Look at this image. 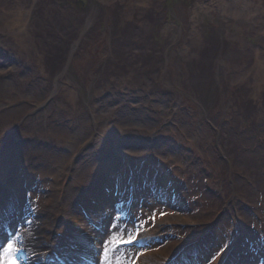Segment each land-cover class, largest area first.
I'll return each instance as SVG.
<instances>
[{
    "label": "rangeland",
    "instance_id": "rangeland-1",
    "mask_svg": "<svg viewBox=\"0 0 264 264\" xmlns=\"http://www.w3.org/2000/svg\"><path fill=\"white\" fill-rule=\"evenodd\" d=\"M2 170L0 264H264V0H0Z\"/></svg>",
    "mask_w": 264,
    "mask_h": 264
},
{
    "label": "bare ground",
    "instance_id": "bare-ground-1",
    "mask_svg": "<svg viewBox=\"0 0 264 264\" xmlns=\"http://www.w3.org/2000/svg\"><path fill=\"white\" fill-rule=\"evenodd\" d=\"M12 111V110H11ZM3 114H5V113H3ZM2 116V115H1ZM78 122V121H77ZM23 190H25V189H23ZM21 196H22V198L24 199L25 197H26V195L25 194H21ZM30 196H32V195H30ZM32 199V198H31ZM31 199H28V203L31 201ZM28 203H26L25 201H24V208H26V206L28 205ZM103 224L104 223H102L101 224V226L99 227V233L101 234V236L104 238L105 236L104 235H102V231L104 230V227L105 226H103ZM163 224V223H162ZM27 227H28V225H27ZM24 230H21V234L22 233H25L26 231H24ZM20 234V233H19ZM116 234V233H115ZM24 236V235H23ZM97 239H100L99 237H97ZM110 239H112V237L110 238ZM122 240H124V238L122 239ZM126 240H129V239H126ZM0 243H1V241H0ZM100 244V243H99ZM7 246L8 245H6L5 247H4V250L3 251H5L6 252V250H7ZM106 247V246H105ZM104 247V249H103V251H102V255H101V258H102V260H101V262L99 263V264H103V262H104V264L106 263V260H105V257H106V254H108V251H107V249ZM39 251V250H38ZM4 252V253H5ZM93 255H94V253L91 251V250H88L86 253H84V257H85V260H86V262L88 261L89 263L91 262V260H92V258H93ZM32 257L33 258H35L36 259V257H35V253L34 254H32ZM119 259L117 258V260L116 261H118ZM36 264H37V261H36ZM80 264H86L85 263V261L84 260H81V262H80Z\"/></svg>",
    "mask_w": 264,
    "mask_h": 264
},
{
    "label": "snow or ice",
    "instance_id": "snow-or-ice-1",
    "mask_svg": "<svg viewBox=\"0 0 264 264\" xmlns=\"http://www.w3.org/2000/svg\"><path fill=\"white\" fill-rule=\"evenodd\" d=\"M9 249H12L11 245H9ZM6 264H17V261L15 259H10L6 261Z\"/></svg>",
    "mask_w": 264,
    "mask_h": 264
}]
</instances>
